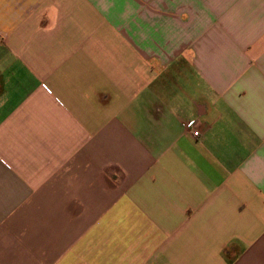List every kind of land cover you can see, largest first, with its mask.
<instances>
[{"label": "crops", "instance_id": "1", "mask_svg": "<svg viewBox=\"0 0 264 264\" xmlns=\"http://www.w3.org/2000/svg\"><path fill=\"white\" fill-rule=\"evenodd\" d=\"M0 264H264V0H0Z\"/></svg>", "mask_w": 264, "mask_h": 264}, {"label": "built area", "instance_id": "2", "mask_svg": "<svg viewBox=\"0 0 264 264\" xmlns=\"http://www.w3.org/2000/svg\"><path fill=\"white\" fill-rule=\"evenodd\" d=\"M189 126L192 127V128H197V127H198V122L192 123V124H190ZM194 135H195V136H198L199 133H198V132H195Z\"/></svg>", "mask_w": 264, "mask_h": 264}]
</instances>
